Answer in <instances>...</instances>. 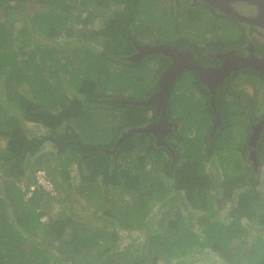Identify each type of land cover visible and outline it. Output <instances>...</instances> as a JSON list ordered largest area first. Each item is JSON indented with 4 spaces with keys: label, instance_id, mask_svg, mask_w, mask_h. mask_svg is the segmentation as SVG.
I'll list each match as a JSON object with an SVG mask.
<instances>
[{
    "label": "trees",
    "instance_id": "trees-1",
    "mask_svg": "<svg viewBox=\"0 0 264 264\" xmlns=\"http://www.w3.org/2000/svg\"><path fill=\"white\" fill-rule=\"evenodd\" d=\"M22 1L32 0H0V9L4 8L9 12L6 19L0 20V75H6L1 81L4 83L2 87H9L10 81L14 79L21 84L29 85L33 93V97H29L12 89L6 92V97L12 104L0 103V135L8 137L6 147L0 149L2 160L0 165L6 168L5 174L12 178L10 188L5 189L6 198L1 196L4 190L0 189L2 190L0 208L6 209L7 205H13L11 210L15 212V216H11L10 220L6 215H0V264H58L60 259L51 252L49 245L36 239L40 227H43L44 234L50 240H58L60 246L58 244L56 246L63 254L69 250L77 256L84 249L92 251L98 245L101 249L98 253V264H106L110 260L104 258L110 253H127L115 250L114 245L119 238L116 230L110 232L114 243H107L105 236L98 234L107 232L99 231L90 224L84 223L80 216L71 213L69 207L63 203L56 217L48 222L42 220L44 215L40 208L42 197L44 195L51 197L52 194L51 190L46 189L42 184L37 183L31 195L27 200L25 199L30 191L31 182L34 180L36 182V179H30L25 188L20 187L17 182L29 173V165H32L30 159L43 152L48 141L56 144L61 151L72 149L66 157L67 161H73L78 157L80 187H90L88 189L92 192L95 190L93 184L100 180V189L115 186L119 188L120 194H129L133 198L131 204L127 202L123 206V210L132 207L135 214L133 221L124 222L127 228L144 226L155 201L167 197L171 188L180 194L182 201H188V205L205 210L206 215L200 221L203 224V235L195 229L191 218L178 212L176 217L169 220L165 230L161 231L157 228L148 232V242L159 251L136 253L133 260L131 257L123 256L124 260L120 264H158L162 259L170 262L174 258H183L205 248H211L225 257H230L228 244L236 236L246 235L249 231L248 226L240 219L245 214L254 219L255 207L250 194H243L238 205L231 210V214L234 215L232 221L226 223L219 219H211L216 215L218 208L214 206L212 198L208 195L211 178L204 164L205 160L201 158L200 137L188 135L192 129L187 132L183 131V127L176 129L175 135L183 140L181 146L183 148L178 143L174 144L175 160L169 149L156 145L152 133H137L126 138L115 154L100 148H114L124 129L143 125L158 118L155 106H135L114 100L117 97H130L123 90L127 88H120L121 84L117 85V91H109V86L115 79L110 67L111 61L123 64L129 69L139 65L121 56H127L135 51L133 41L138 40L137 32L142 30L140 25L147 24V17L143 18V0H42L48 4V11H35L30 25L24 22L19 36H15L12 26L17 16L14 13H20V8L24 5ZM89 2L93 3L96 9L100 8L110 14L106 27L92 32L96 35L106 34L110 42L101 50L86 44L74 48L75 58L82 56L86 62L85 71L77 72L73 68L76 62L74 57L64 59L60 55L63 50L58 52V48L52 43L43 45V39L35 36L34 33L48 39H70L75 36L78 40L82 39L92 44L91 36L89 37L86 32L81 33L82 29L76 25L77 22L86 24L89 21V16L82 10L85 7L82 6L89 5ZM197 2L202 1L197 0ZM211 7L215 8V6ZM191 17L195 19L190 30L194 38L183 35L179 40L188 42L207 37L213 30L207 22L198 20L197 15L192 14ZM137 19L139 23L135 24ZM231 19L233 23H238L237 19L233 17ZM236 33L232 31V37H235ZM219 39L222 37L218 36L217 40ZM242 39L246 40L247 35L244 34ZM10 40H16L17 45H10ZM31 44L33 48L27 49ZM38 52H41V57H37ZM152 57L159 59L158 73H160L166 59L161 53H155ZM49 61L64 66L69 85L77 91L72 97L67 94L63 81L59 83L55 81L54 76L59 72L55 71L53 76L48 73ZM128 72L125 74L121 70L118 74L121 77L129 76ZM158 73L153 78L154 85L149 83L150 87L147 88L144 98L157 88ZM140 79L142 77L138 78L137 82ZM124 80L128 81L127 78ZM125 85L128 87V83ZM105 103L114 113L118 112L122 120L114 127L109 141L105 143L84 141L82 134L89 136L91 133L86 120L92 117V110H98L92 107H101ZM30 122L42 124L49 129V134L43 136L35 134L27 127ZM95 129L103 130V126ZM206 148L209 150L208 142ZM143 150L146 152H142ZM134 151L137 155L131 158L129 154ZM164 152L168 154V158L164 157ZM124 161L125 163H120ZM149 161H151L150 165ZM52 173L47 176L55 190L69 191L72 183L68 166L56 164ZM58 175L62 178H58ZM169 178L173 180L172 187L168 185ZM224 184L226 187L224 195L230 197L238 183L226 181ZM256 184L257 181H254L250 185L255 187ZM107 213L112 214V211L107 209ZM257 222L261 227L264 226V215L262 218L258 217ZM253 264H264V252H260Z\"/></svg>",
    "mask_w": 264,
    "mask_h": 264
},
{
    "label": "rangeland",
    "instance_id": "rangeland-1",
    "mask_svg": "<svg viewBox=\"0 0 264 264\" xmlns=\"http://www.w3.org/2000/svg\"><path fill=\"white\" fill-rule=\"evenodd\" d=\"M169 1L170 0H143V18L146 19L147 17V24L140 25L142 30L140 29L137 32L138 40L157 41L160 39L164 40L165 38L173 35L176 30V22L172 21L170 17H167L165 13L167 11L166 7L169 5ZM23 3L24 5L20 8V13H14L15 16H17V20L12 26L15 36H19L20 28L24 22L30 25L31 17L35 11L47 12L49 9L48 4L42 2V0H32L28 2L25 1ZM82 7H84V9L82 10H84L83 12L85 13V15L87 14L89 16V21H87L86 24L77 22L76 25L79 26V29H82L81 33L86 32L87 34H89V37L91 36L90 39H92V44H88L87 41L85 42V40L82 39L78 40V38L75 36H72L70 39H48L44 38L40 34L34 33V29L33 33L35 34V36L37 35L40 39H43V45L52 43L55 48H58V52L63 50L60 55L66 60L73 57L75 58L74 48H80V46L83 44L90 45L91 48H93L94 46L100 50L104 49L107 43L110 42L109 37L106 34L100 33L96 35L92 32L105 28L108 23L110 14L108 12H104V10L100 8L96 9L91 2H89V5H83ZM8 14L9 12L5 11L4 8L0 9V20L6 19ZM137 23H139L138 19L136 20L135 24ZM231 25L232 26L229 28L228 34H230V30L231 32L234 30V32L239 31V28L235 23L232 22ZM133 26L136 27V25L134 24ZM9 43L10 45L15 46L18 42L16 40H10ZM31 48H33L32 44L27 46V49ZM37 55V57H41V52H38ZM21 57L22 55L20 56V59ZM75 61L76 62L74 63L75 65L73 66V68L77 72L85 71L86 62L85 60H83V57L78 56L75 58ZM147 62L148 60L144 61L142 64L138 65L135 68L129 69L123 64H118L115 61H111L110 67L113 71L112 75L115 79L113 81V84L109 86V91H117V85L119 86V84H121V89L127 88L123 89L127 96H130L132 98H144L147 88L150 87L149 83H151V85L153 86L154 80L152 79V76L155 74L156 70V64L154 60L153 62H150V66L147 65ZM47 66L49 71L48 73L52 74L51 76H53L55 71L59 72L57 76H54L55 81H58V83L59 81H63L66 86L67 94L72 97V95L77 91L69 85L67 80L68 74L67 71H65L64 66H62L60 63L50 61L48 62ZM121 70L124 71L125 74H127V71H129V76L125 75V77L123 75V77H121V75L118 74V71ZM136 74L139 75L136 76ZM5 76V74L0 75V103L12 104V102H10L6 97V92H9V90L11 91L12 89L16 92L28 95L29 97H33L32 89L29 85L21 84L14 79L10 81L9 87H2L4 83L1 81L5 79ZM140 77H142V79L137 82V79ZM126 78L128 79V81L124 80ZM134 79H136V81ZM125 83H128V87H126ZM182 98L184 99V102H182L180 107L178 100L175 96H173V109L174 114H176L179 119H181V122L184 123L182 128L183 131L187 132L192 128L201 130V128L204 127L201 122L205 121L200 117H196V114L190 108H186L182 112V106H190L192 108V106L194 105L193 102L188 101V97H185L183 95ZM91 105L93 106L94 104ZM199 106L200 105L196 102L195 107L198 108ZM92 108H97L98 110H92V117H88L87 120L85 119L87 127L90 128L89 132H91L92 134L90 133L89 136H85L82 134V137L86 142L94 141L96 143H105L112 138L113 129L117 125V123L122 120L121 116L118 112L114 113L106 103L101 107L95 106ZM72 125L74 126L76 124ZM100 126H103V130L95 129L96 127ZM27 127L37 135L43 136L49 134V129L45 128L42 124L39 123L30 122L27 124ZM170 138L173 142L182 143V140H179L175 135L171 136ZM7 141V136L0 135V149H4L6 147ZM71 150L72 149L68 148L67 150L61 151L60 148L56 146V144L48 141L44 151L39 153L34 158L30 159L32 165H29V173L23 176L22 179L17 182V184L20 187L25 188L30 179H36V182L35 180L34 182H31L30 191L27 193L25 198L27 200L32 193V186H36L37 184L38 178L36 176L39 169L45 170L46 175H48L49 173L53 174L52 172H54L56 164L60 163V165H67L70 171L72 186L71 188H69V191L65 192L56 191L53 186L54 189L51 190V197L46 195L42 197L40 204V208L44 212L42 220L48 222L49 220H51V218L56 217L60 212L61 203H63L69 207L71 213H73L75 216H80L83 219L84 223L90 224L92 227L99 231L101 230L103 232H107L106 234H103L102 232L98 233L102 237L105 236L107 243H114L112 242L113 237L111 236L110 232L113 231V229L116 230L118 232L119 238L115 242V250H117L118 252L123 251L127 253H110V255H107L104 258L105 260H110L109 263L106 264H120L124 260L123 256H126L128 258L131 257V259L133 260V257H135V255L142 251H144V253H148L150 250L159 251L157 247H152V245L148 242V232H150V229H153L151 231H154V229L157 228L161 231L165 230L169 224V220L176 217L178 215V212L187 216L188 218H191L192 224L195 229L203 235V224H201L200 221L206 215L205 210L201 207H192L188 205V201H182V197L180 196V194L173 190V188L170 189L169 194L163 200L160 199L158 201H155L153 210L146 217V226H132L129 228L125 227L124 222L128 220L133 221L135 214L132 210V207H126V209L124 208L123 210V206L127 202L128 204H131L133 198L129 194H120L119 188L115 186H110L108 189H100V180L93 184L95 190H93L92 192H90V190L88 189L90 187H80V185H78L80 179L77 164L78 157H76V159H74L73 161L66 160V157L71 152ZM142 152L145 153L146 150H143ZM163 154L164 157H169L167 153L164 152ZM136 155V151L129 154L131 158H135ZM230 161L232 167L237 166V163L239 164V160L232 159ZM1 163L2 160L0 159V164ZM120 163H125V161ZM150 164L151 161H149V165ZM204 164L206 166L207 172L212 175L213 178L214 167L212 166L211 162L205 161ZM5 171L6 168L0 165V189L4 190L3 192L2 190H0V194L2 192L1 196L3 198H6L5 189L10 188L12 181V178L6 175ZM57 177L59 178L61 176L58 175ZM168 181V185L171 186L173 182L172 178H169ZM211 185L215 186L214 180L212 181ZM212 186L208 191V195L210 197L214 195L218 199L219 195L216 196L215 194L218 191L216 189L214 190ZM218 202H221L220 204L218 203V206L220 207L217 209L216 215L211 219H219L226 223L232 221L234 219V215L231 214V210L236 203H230L223 199H220ZM11 207H13V205H7L6 209L0 208V215H6L10 220L11 216H15V212L11 210ZM107 209H110L112 211V214H108ZM260 211L261 209L255 208L254 219H251L250 216H246V214L241 217L240 220L244 225L248 226L249 231L246 235L236 236L233 241L228 244L229 250L231 252L230 257H225L219 251H215L211 248H205L183 258H174L170 262L168 260L162 259L158 264H253V261L258 257L260 252H262V247L260 246L261 226L257 222ZM103 228H105V230H103ZM43 231V227H40L38 229L36 239L49 245L51 252L60 259L58 264H98V253L101 250L98 245H96L92 251H87L84 249L77 256H75L74 252L69 250L67 253L63 254L56 246V244L60 246L58 240H50V238L46 236Z\"/></svg>",
    "mask_w": 264,
    "mask_h": 264
},
{
    "label": "flooded vegetation",
    "instance_id": "flooded-vegetation-1",
    "mask_svg": "<svg viewBox=\"0 0 264 264\" xmlns=\"http://www.w3.org/2000/svg\"><path fill=\"white\" fill-rule=\"evenodd\" d=\"M232 3L235 8L247 16H255L259 11V7L254 4L243 1ZM168 4L165 13L167 17L176 22L175 32L171 37H168L170 40L165 38L157 41H137L141 44L153 45L166 43L179 50L191 52L195 59L211 69V72L208 73L205 81L201 78L200 73L193 68L186 67L181 71L170 91L168 112L170 120L174 122V129L173 132L167 134L166 139L174 147L176 142H173L170 137L175 135L176 129H181L184 123L174 114L173 96L176 97L181 107L184 95L194 105L192 108L182 106V112L186 108H190L196 117L205 121L201 122L204 125L201 130L192 128L193 132H188V135L200 137L201 158L210 161L214 167L213 178L209 174L211 184L213 180L215 184V186H211L219 193H215L216 196L219 195L218 199L214 195L211 196L214 206L219 208L218 203L221 202L218 201L223 199L230 203H236L234 208L238 205L241 196L249 193L253 206L261 209L258 217L262 218L264 215V71L249 66L233 70L223 77L216 70L226 63L225 59L228 57H264V26L241 22L237 19L236 25L239 31L235 37H232L231 30L228 34L233 22L232 17L218 8H212L204 1L197 2V0H170ZM192 14L197 15L198 20L211 25L213 30L210 33L207 32V37L188 42L179 40V37L183 35L190 36L191 39L194 38L190 31L191 25L195 21L191 17ZM192 31L195 32L193 29ZM244 34L247 35L246 40L242 39ZM218 36H221L222 39L217 40ZM136 52L135 46V51L129 55ZM161 54L165 57L166 63L160 73H158L160 61L158 58H151L153 54L140 62L133 63L140 65L148 60L147 65L150 66V62L154 60L156 70L152 79L158 73L157 80H159L163 71L174 62L171 56ZM196 102L200 105L198 108L195 107ZM218 112L220 113L219 122L217 121ZM207 142L209 150L206 148ZM178 144L181 147L183 140ZM170 152L172 153L171 150ZM232 159L239 160V164L232 167L230 161ZM226 181L238 183L230 197L224 195ZM254 181H257V184L252 187L250 184ZM261 247L264 252V226L261 227Z\"/></svg>",
    "mask_w": 264,
    "mask_h": 264
},
{
    "label": "water",
    "instance_id": "water-1",
    "mask_svg": "<svg viewBox=\"0 0 264 264\" xmlns=\"http://www.w3.org/2000/svg\"><path fill=\"white\" fill-rule=\"evenodd\" d=\"M205 3L215 6L223 13L238 19L241 22H248L258 26H264V0H202ZM243 1L249 4H254L259 7V11L255 16H247L243 14L239 9L235 8L232 2ZM137 52L132 55L124 56L131 62H140L142 59L154 53H163L171 56L174 62L163 71L158 80V88L152 92L147 98H130V97H117L116 101L121 103L132 104L135 106H155L158 119L143 125H134L124 129L121 135L118 137L117 142L112 149L107 147H100L106 150L108 153L115 154L118 148L122 145L124 140L137 133H152L156 139V145L168 147L173 154V160L176 158L175 148L167 141V134L173 132L174 122L170 120L168 106L170 102V91L177 80L181 71L186 68H193L200 73L201 78L206 81V77L211 69L203 66L199 61L195 59L193 54L188 51H182L173 47L170 44H141L137 40H134ZM230 59V60H229ZM226 63L218 68L216 72L223 77L230 74L233 70L245 67H253L257 70L264 71V57L258 56H234L225 59ZM217 121L219 122L220 113H217Z\"/></svg>",
    "mask_w": 264,
    "mask_h": 264
},
{
    "label": "built area",
    "instance_id": "built-area-1",
    "mask_svg": "<svg viewBox=\"0 0 264 264\" xmlns=\"http://www.w3.org/2000/svg\"><path fill=\"white\" fill-rule=\"evenodd\" d=\"M36 177L38 178L37 183L42 184L45 188H48V190H53L54 189L53 188V183L50 181V179L46 175L45 170L39 169L37 171V176ZM32 188L34 189L35 186H32Z\"/></svg>",
    "mask_w": 264,
    "mask_h": 264
}]
</instances>
